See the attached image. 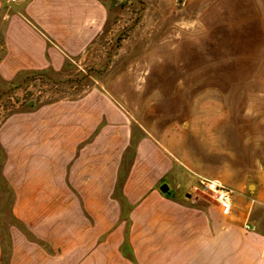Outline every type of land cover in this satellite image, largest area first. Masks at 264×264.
<instances>
[{
	"label": "rangeland",
	"instance_id": "374dc122",
	"mask_svg": "<svg viewBox=\"0 0 264 264\" xmlns=\"http://www.w3.org/2000/svg\"><path fill=\"white\" fill-rule=\"evenodd\" d=\"M5 33L0 23V264L14 238L56 255L70 238L146 233L131 226L139 207L169 188L152 183L151 141L212 204L211 179L264 206V0H107L87 41ZM17 200L53 216L54 233L41 230L54 246Z\"/></svg>",
	"mask_w": 264,
	"mask_h": 264
},
{
	"label": "crops",
	"instance_id": "0c3cea01",
	"mask_svg": "<svg viewBox=\"0 0 264 264\" xmlns=\"http://www.w3.org/2000/svg\"><path fill=\"white\" fill-rule=\"evenodd\" d=\"M14 1L10 3L13 11L0 16L7 36L14 33L87 41L101 31L107 20V0ZM150 147L148 169L153 172L152 183L164 181L169 188L154 190L148 204L139 207L146 219L132 221L131 226L143 227L146 233L109 236L97 244L86 236L70 238L68 251L56 255L29 247L25 239L14 238L10 264H263L264 222L256 209L264 206L249 202L242 191H237L232 196L231 212L223 214L218 204L193 192V177L169 157L163 143L151 141ZM44 196L48 203L52 202L48 194ZM19 203L17 200L14 205L15 214L40 239L54 246V237L49 238L41 230L45 227L54 233L53 216L46 213L33 218L19 210ZM51 205L54 207V203ZM35 218L41 220V226ZM247 223L249 229L245 228ZM124 244L130 245L132 251H125Z\"/></svg>",
	"mask_w": 264,
	"mask_h": 264
},
{
	"label": "built area",
	"instance_id": "2783aa9c",
	"mask_svg": "<svg viewBox=\"0 0 264 264\" xmlns=\"http://www.w3.org/2000/svg\"><path fill=\"white\" fill-rule=\"evenodd\" d=\"M205 188L208 192L212 193V196L215 198L220 211L223 214H229L232 208V191L222 183L212 179L205 182ZM245 228H250L248 223L245 224Z\"/></svg>",
	"mask_w": 264,
	"mask_h": 264
},
{
	"label": "water",
	"instance_id": "95a60500",
	"mask_svg": "<svg viewBox=\"0 0 264 264\" xmlns=\"http://www.w3.org/2000/svg\"><path fill=\"white\" fill-rule=\"evenodd\" d=\"M161 189H162V190H166V189H167V186H166V185H163V186L161 187Z\"/></svg>",
	"mask_w": 264,
	"mask_h": 264
}]
</instances>
